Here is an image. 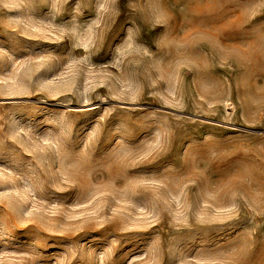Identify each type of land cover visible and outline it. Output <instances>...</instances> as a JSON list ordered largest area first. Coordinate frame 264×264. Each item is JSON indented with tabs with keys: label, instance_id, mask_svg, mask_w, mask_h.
Returning a JSON list of instances; mask_svg holds the SVG:
<instances>
[{
	"label": "rangeland",
	"instance_id": "rangeland-1",
	"mask_svg": "<svg viewBox=\"0 0 264 264\" xmlns=\"http://www.w3.org/2000/svg\"><path fill=\"white\" fill-rule=\"evenodd\" d=\"M0 264H264V0H0Z\"/></svg>",
	"mask_w": 264,
	"mask_h": 264
}]
</instances>
